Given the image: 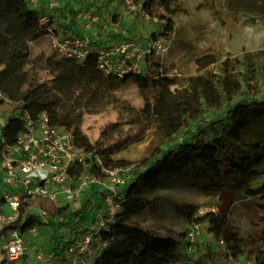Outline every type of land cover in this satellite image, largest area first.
Wrapping results in <instances>:
<instances>
[{
  "label": "trees",
  "instance_id": "obj_1",
  "mask_svg": "<svg viewBox=\"0 0 264 264\" xmlns=\"http://www.w3.org/2000/svg\"><path fill=\"white\" fill-rule=\"evenodd\" d=\"M131 1L156 18L163 31H173V15L181 9L176 0ZM43 13L27 0H0V92L4 97L31 116L45 112L52 124L71 131L75 146L90 151L93 159L98 156L104 168L113 169L130 163L111 158L112 149L91 143L81 130L82 116L108 106L136 113L115 95L117 89L133 83L144 99L142 115L159 138L120 187L121 196L116 199L120 208L109 220L108 230H102L106 243L92 264H223L222 258L240 254L264 264V251L256 246L257 241L264 245V140L244 136L247 128L264 122V51L219 63L213 54L202 55L195 59V72L182 83L170 74V68L150 60L152 55L145 58L140 72L118 77L99 70L93 54L83 63L55 53L30 60L29 42L44 34L38 25ZM41 69L51 74V85L39 80ZM22 127L20 119L8 118L9 143ZM89 170L103 174L94 160ZM178 177L202 180L211 190L240 185L243 194L255 200L261 228L249 235L246 247L240 248L239 233L221 209L199 214L196 205H180L187 222L199 224L217 243L222 240L219 252L207 246L195 256L184 249L186 233L159 234L137 220L147 197ZM261 177L258 186L249 184ZM46 208L51 216L80 214L79 208L70 205L47 204ZM18 224L22 230L42 225L29 215Z\"/></svg>",
  "mask_w": 264,
  "mask_h": 264
},
{
  "label": "rangeland",
  "instance_id": "obj_2",
  "mask_svg": "<svg viewBox=\"0 0 264 264\" xmlns=\"http://www.w3.org/2000/svg\"><path fill=\"white\" fill-rule=\"evenodd\" d=\"M47 1L40 0L38 8L51 13ZM59 2V8L55 10L58 17L54 21L64 34H82L88 15L103 14L100 23L86 32L94 45L106 46L129 39L147 47L153 41H159L163 47H167V52L162 57L152 56L150 60L170 68V74L176 75L179 83L195 72V59L202 55L213 54L219 63L225 58L238 59L246 52L264 51V0H176L181 9L173 15L171 32L163 31L158 21L129 10L124 0ZM29 50L30 60L54 53L51 38L45 34L33 38L29 42ZM38 78L47 85H51L53 79L43 69L38 71ZM115 95L136 113L116 106H108L99 113L84 112L81 130L91 143H98L100 149H112L111 158L130 163L117 167L119 175L128 178L132 170L158 144L159 138L155 128L142 115L144 99L133 83L120 87ZM244 136L249 140H264V122L247 128ZM262 180L261 177L249 184L256 187ZM242 191L240 185L211 190L202 180L174 178L169 181L167 188L157 190L147 197L137 220L159 234L184 232L187 235L191 223L186 221L179 209L181 204L196 205L197 213L221 209L228 213L229 224L238 231L240 248L243 249L249 235L261 228V222L255 200L246 197ZM85 201L86 197L80 199V202ZM36 240L48 249L52 233L44 229ZM207 246L218 252L221 250V245L200 227L193 242L187 243L185 240L184 249L195 256ZM256 246L264 251V245L259 241ZM228 258H222L221 262L229 264ZM246 260L245 255L240 254L237 258L232 257L231 264H240ZM16 264L37 262L31 256H25Z\"/></svg>",
  "mask_w": 264,
  "mask_h": 264
},
{
  "label": "built area",
  "instance_id": "obj_3",
  "mask_svg": "<svg viewBox=\"0 0 264 264\" xmlns=\"http://www.w3.org/2000/svg\"><path fill=\"white\" fill-rule=\"evenodd\" d=\"M124 1L129 10L157 21L144 13L139 4ZM27 2L38 8L40 0ZM59 4V0H48L52 11L44 12L38 20L58 56L83 63L93 54L99 70L123 77L140 72L148 55L162 57L167 52V47L156 40L147 47L129 39L106 46L94 45L86 32L100 23L103 14L88 15L82 34H64L54 21ZM0 99L3 100L0 104V264H16L25 256H31L37 264H92L106 243L102 230H108L109 220L120 208L116 199L120 198V187L127 178L121 177L117 168H104L100 158L93 159L90 151L75 146L71 131L52 124L45 112L31 116L26 110L15 108V102L2 92ZM11 115L20 119L23 127L9 143L5 128ZM93 160L103 174L89 170ZM82 197H86L85 202H80ZM47 204L70 205L79 208L80 214L51 216ZM28 215L42 225L22 230L18 223L24 222ZM200 227L191 224L187 243L194 241ZM44 229L52 233L48 249L36 240ZM228 259L231 264L232 257ZM240 264L255 263L246 260Z\"/></svg>",
  "mask_w": 264,
  "mask_h": 264
},
{
  "label": "crops",
  "instance_id": "obj_4",
  "mask_svg": "<svg viewBox=\"0 0 264 264\" xmlns=\"http://www.w3.org/2000/svg\"><path fill=\"white\" fill-rule=\"evenodd\" d=\"M116 19V18H115Z\"/></svg>",
  "mask_w": 264,
  "mask_h": 264
}]
</instances>
